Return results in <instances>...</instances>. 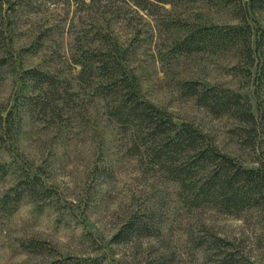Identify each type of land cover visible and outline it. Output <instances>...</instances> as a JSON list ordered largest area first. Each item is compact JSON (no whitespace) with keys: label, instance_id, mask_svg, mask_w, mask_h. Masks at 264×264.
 <instances>
[{"label":"rangeland","instance_id":"rangeland-1","mask_svg":"<svg viewBox=\"0 0 264 264\" xmlns=\"http://www.w3.org/2000/svg\"><path fill=\"white\" fill-rule=\"evenodd\" d=\"M233 9L207 0L145 7L133 0H0V264H218L217 249L206 257L189 235L220 239L235 264H264V208L185 206L176 183L130 153L103 97L82 82L88 56L108 57L173 121L198 127L242 166L264 168V46L252 43L249 60L172 48L194 28L239 24ZM247 22L264 31V11H249ZM33 72L56 84L36 83ZM182 81L239 94L258 123L253 146L243 142L248 124L210 115L180 92ZM24 173L49 195L6 200ZM133 214L160 223V236L114 243Z\"/></svg>","mask_w":264,"mask_h":264},{"label":"trees","instance_id":"trees-1","mask_svg":"<svg viewBox=\"0 0 264 264\" xmlns=\"http://www.w3.org/2000/svg\"><path fill=\"white\" fill-rule=\"evenodd\" d=\"M177 1L180 0H133L135 5L142 7ZM207 1L232 6L239 24L225 28L205 25L187 31L183 37L175 39L172 47L175 53L185 55L204 49L233 53L238 60L246 56L249 60L252 43L257 49L264 46V31L254 30L247 22L249 11H264V0H250L249 3L242 0ZM93 56L94 59L88 56L82 66V73L86 76V80L82 82L88 81V85H93L91 96L103 97L108 119L115 123L123 136L128 135L131 142L129 152L139 155L148 170L159 173L164 179L178 185L180 202L189 208L210 207L226 213H242L245 209L256 206L264 208V168H246L220 152L208 135L198 127L173 121L160 108L143 99L133 80L123 70L110 66L108 57L106 62L104 59L100 60L97 54ZM32 74V80L38 84H56L57 79L46 74ZM263 79L264 64L258 76V80ZM177 86L186 98H192L196 105L204 108L210 115L233 116L242 124H248L250 129L245 131L243 139L246 146L249 147L256 140L253 134L257 123L255 116L249 106L242 102L239 94L230 90H216L210 86L203 88L195 81H182ZM249 131L252 133L249 134ZM37 181L36 177L29 179L28 173L25 174L19 188L14 190V194L6 195L5 199L11 197L18 201L17 197L28 193L45 198L49 194L45 190L40 194L36 191ZM159 226L160 223L146 221L141 215L133 214L121 225L112 240L121 245H140L145 238L159 237ZM189 239L195 249L202 250L206 257L209 250L217 249L215 260L218 264H235L231 257L224 255L227 244L220 239L209 241L206 236L197 238L192 235H189ZM56 264L67 262L60 261Z\"/></svg>","mask_w":264,"mask_h":264}]
</instances>
